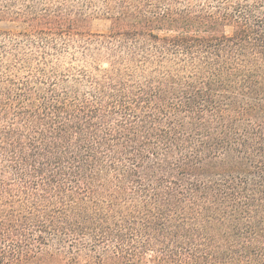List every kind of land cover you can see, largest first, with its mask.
<instances>
[{
  "label": "trees",
  "instance_id": "1",
  "mask_svg": "<svg viewBox=\"0 0 264 264\" xmlns=\"http://www.w3.org/2000/svg\"><path fill=\"white\" fill-rule=\"evenodd\" d=\"M0 23V264H264V0Z\"/></svg>",
  "mask_w": 264,
  "mask_h": 264
},
{
  "label": "rangeland",
  "instance_id": "2",
  "mask_svg": "<svg viewBox=\"0 0 264 264\" xmlns=\"http://www.w3.org/2000/svg\"><path fill=\"white\" fill-rule=\"evenodd\" d=\"M109 21L104 18H95L90 24V30L95 33H107L109 31ZM10 25L5 23H0V28H6ZM27 264H36V263H27ZM136 264H153L152 262H142Z\"/></svg>",
  "mask_w": 264,
  "mask_h": 264
}]
</instances>
